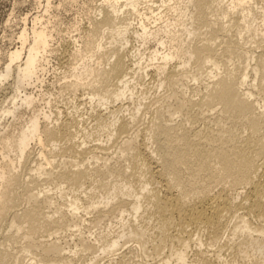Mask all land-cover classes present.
Here are the masks:
<instances>
[{"label":"bare ground","instance_id":"1","mask_svg":"<svg viewBox=\"0 0 264 264\" xmlns=\"http://www.w3.org/2000/svg\"><path fill=\"white\" fill-rule=\"evenodd\" d=\"M101 1L86 31L73 28L79 47L70 52L71 69L58 90V98L83 91L90 107L81 110L75 102L60 121L62 111L54 119L49 100V112L34 110L18 132L0 134V224L7 230L1 234L0 264H18L20 254H30L35 264H76V257L84 254L85 259L87 252L113 256L131 238L139 254L151 255L145 249L149 240L154 244L148 228L137 219L140 226L129 224L126 216L137 218L147 207L144 199L152 216L146 219H155L160 231L159 243H150L156 246L151 253L161 258L168 248L164 264H225L227 247H237L244 260L257 253L244 264H264V0H160V5H146V13L142 0ZM165 11L172 17L166 25L149 28L147 22L165 20ZM33 23L32 37L27 28L22 31L20 48L10 52L0 73L1 83L14 78V94L1 101L0 117L18 118L22 108L37 104L25 89L45 71L55 36L48 26L37 27L38 17ZM151 40L169 50L144 58ZM133 41L141 45L136 48ZM144 77L166 94L156 95L155 105L162 107L163 101L165 106L152 112L140 130L134 128L145 103H135L134 92ZM124 101L137 104L130 119L115 114ZM89 121L106 133L107 143L121 138L120 145L113 144L114 162V154L107 153L113 146H103L102 137L92 144ZM135 183L141 185L137 192ZM90 192L109 193L105 201H95ZM19 203L25 205L18 208ZM82 212L94 214L90 226L100 228L112 218L122 230L115 236L110 228V239L103 229L107 237L102 231L94 241L95 232H85L89 225L79 217ZM71 230L81 231L79 236L72 231L74 251L62 243L65 237L60 240ZM40 234L51 240H40ZM19 240L24 242L17 255L11 249ZM193 244L196 258L189 262ZM128 261L123 256L118 264Z\"/></svg>","mask_w":264,"mask_h":264},{"label":"rangeland","instance_id":"2","mask_svg":"<svg viewBox=\"0 0 264 264\" xmlns=\"http://www.w3.org/2000/svg\"><path fill=\"white\" fill-rule=\"evenodd\" d=\"M75 2H77V3H75ZM75 2H71L69 0H51L50 1V5H47L48 4L47 3V0H0V73L5 69L6 65L8 64V56H9L10 52L15 51L17 48H20L21 41L19 40V38H20V35H21L22 31L25 28H27L28 29V35H29V37L30 38L32 37V34L31 33H32V27L34 26V23L33 22H34V19L35 18L38 17L39 22L41 23V24L38 23L37 27L48 26L49 29L52 32L54 31L53 33H54V36H55L53 38L54 41L51 43V47L53 46L51 48L52 49L51 52H53V50H55V51H54V53H51V54L48 53L47 56H46L47 59L43 62L44 67H45V71L39 73L40 78H39V81L38 82H35L33 84V86H28V87H26L27 89H25V93L26 94L32 95L35 99H37V102H36L37 104H35V107L34 108H32V107L29 108L30 110L27 109V108L26 109L22 108L21 111H19V113L21 112L22 115L19 114V117L18 118L17 117L16 118H11V117H7V116L2 115L0 117V126L2 125L0 127V134H2V132H5V131L6 132H9V133H13V131H15L14 133L18 132L19 129L22 126H24L26 124V122H28L29 117L31 118V115L34 112V110L35 111H37V110L40 111V110L44 109L46 112L47 111L49 112L50 110L46 106V103L49 100H53L52 101L53 106L51 108H52L53 112L56 111L55 114H54L55 116L53 117L54 119H56V116L58 117V115H56L57 114V110L62 111V114L63 115H61L59 117L60 121H65L67 119V116H65L67 114H65V113H67V110H69L71 107H73L72 105H74L76 103H77V105L79 106V108L81 110L87 109L88 107H90V103H89L90 97L86 93H83V91H81V92L79 91L78 94H76V96H74V95L66 92L65 95L62 98H58V93H59L58 90L60 89L61 85L64 82L63 78H64V76L71 69V67H70L71 66V63L70 62L71 61H69L71 59L70 56L73 54V52H75L73 50H76L79 47L78 46L79 44L74 43L75 40L77 38H79V34H78V31L77 30L79 29L80 31L83 32V31H86L88 29V27L91 26V21L90 20H92V18L94 19V15H95V11H96L97 7H99V5L102 4V1L101 0H76ZM153 2H155L157 5H160V0H142L143 5L141 6V12L142 13H144V12L146 13L147 12L146 9H145L146 8V5H152ZM157 2H159V3H157ZM85 3H86V5H85ZM96 5H97V7H96ZM87 6H89V8ZM84 7H85V9H84ZM93 8H94V10H93ZM88 10H90V11H88ZM165 12H166V16L164 14V17H165V20L164 21L157 22V24H156L152 20L150 22H147L148 23V27L151 28V29H153V31H154L155 28L158 29L161 26H165L166 23H167V21H168L166 19H169V18L171 19L172 18L171 16H169V15H171L169 12H167V11H165ZM156 13H157V11H156ZM26 16H27V18H26ZM89 21H90V23H89ZM162 23H164L165 25L162 24ZM150 24H152V25H150ZM73 28H76V29L78 28V29L75 31ZM82 36H84V35H82ZM165 39H166V37H165ZM165 39H164V41H165ZM166 41L168 42V39H166ZM133 43H134V45H136V48L139 45H141L139 43V41H133ZM145 47H146V49H145ZM145 47H144L145 51H143L142 48H141V50L143 51L142 53L145 54V57L144 58H146V56L149 55L150 52L152 53L154 51H159V49H160V51H159L160 53H165L166 51L169 50V45H167L165 48L164 47H161V46H159L158 42L155 41V40L154 41L151 40V42H149L148 46H145ZM70 52H72V54ZM13 82H14V78H10L8 81H6V83H1L0 82V85H1L0 86V91H1L0 92V104L1 105H2L1 101H4V100H7L8 101L13 96L12 94H14V92L12 93V90L13 89H11V87H10L12 85V88H13V84H14ZM151 82L152 81L150 80L149 77H147V79H146V77H144V79H142V80L140 79V81L138 80L136 82V84H135V88H136L135 90L136 91L134 92L135 93V95H134L135 101L134 102L135 103H139V101H141V102H143V104L145 103L146 105L145 104L143 105V107L141 109V112L139 114V117L137 119V122L135 123V128L134 129H139L140 128V130H143V129H145L147 127V124L150 122L151 113L154 112V111H156V110H158V108L160 107V104H161V103H157L155 105V101L154 100L157 101L161 96L163 97V95L166 94L165 90H162V89L160 90L159 88H156V86H157L156 83L155 84H152ZM196 86H197L196 85V82H191L189 84V87L192 88V89L194 87L196 88ZM192 89H190V92L189 93H191V91H193ZM25 93L24 94H21V96L22 95L24 96ZM51 95H53V96H51ZM189 95H191V94H189ZM5 97H6V99H5ZM81 101H82V103H81ZM134 102L124 101V103H123L124 108L121 109L120 111L116 112L115 114L118 115V117L124 116L125 118L130 119L131 116H132V114L135 112V107H136L135 105H137V104H134ZM160 102H162L163 105L165 106V104H164L163 101H160ZM7 103L8 102L4 103V106L5 107L10 106L9 103L8 104ZM148 103H150V104H148ZM87 104H89V105H87ZM163 105H161V106L163 107ZM45 107H46V109H45ZM162 107H160V108H162ZM63 112H65V113H63ZM83 112L84 111H82V113ZM20 116H21L22 120L20 119ZM178 121H179V119L177 120V122ZM146 122H147V124H146ZM87 129L88 130H93L91 132L93 134L92 140L93 141L95 140L92 143L93 145H95V144L97 145V143H99V142H96V141L98 139H100V137H102V141H104L103 144H102L103 146H108L107 148H110L111 146H113V144L116 145L115 141L117 139H115L113 143L112 142H110V143L109 142L108 143L106 142V140H107L106 133L105 132H101L100 126H98L96 128V124L94 122L89 121L87 123ZM116 138H118V137H116ZM117 141H118V144L120 145L121 138H120V140L118 139ZM119 141H120V143H119ZM115 145L113 146L114 148H115ZM113 147H111L109 149L110 150L109 151L110 153L107 152L111 156H112V153L114 154L112 157L110 156L112 162H114V160H116L115 157H117L116 156V154H117L116 151H115L116 154L114 153V150H116L117 147L115 149ZM33 150L36 151L37 148H34L33 147ZM112 179L109 180V181L111 182V181H114L115 180V179H113V180ZM134 186H133L134 187L133 188L134 191L135 192L139 191L140 186H141L140 183H135ZM108 193L109 192H103V193H97L99 195H96V194L90 192L88 194V196H90L91 198H94L95 201H97V199H99V200L105 199L107 197ZM111 193L116 194V192H113V191H111L109 194H111ZM56 194H57V192L55 191V192H52L50 195H52L51 197L54 198V196H56ZM81 196L84 199V196L83 195H81ZM70 200H71V198H68L67 199V201H70ZM144 200H146V199H144ZM144 200H143V203H144L143 205H145V206L148 207L149 205H147L144 202ZM103 201H105V200H103ZM20 203H22V202H20ZM20 203H19L18 208L19 207L22 208L25 205L23 203V206H20V205H22ZM147 207H144L145 209H143L142 211L144 212L146 209L149 208V207L148 208ZM66 210H67V208L65 206H63V211H66ZM142 211H141V213H139V216H137V218H135L133 216H129V214H126L127 221H128V219L134 221V223L132 221H129L128 222L131 225L132 224L133 225H136L140 221L143 222V223H141V226L146 225V227L148 228L147 229L148 230L147 232H149V236L152 235L150 238L151 239L153 238V242L156 245V242L159 243L158 241H160V238H159L160 237V235H159L160 234V231H159V226H158L159 224H158L157 221L154 222L155 219H153V220L148 219L149 217L152 218L151 214L150 215H147L148 213H151L150 212L151 211L150 209H149V211L147 210L148 212L145 211L147 213H145V212L142 213ZM240 213H242V212H240ZM81 214L82 215H79V217H81V219H84L85 221L87 220V222L85 224L87 226L89 225V228L87 226H84L85 228L87 227L86 229L88 231L87 230L85 231V228H83L84 230H81V231H82V233L84 231L85 232H88L89 235L91 234V232H95V233H92V235H91L92 240H94V239L99 240V237L102 236L103 233L106 235L108 232L110 234L108 233L107 236H109L110 239H111V236H110L111 235V230H110V228L113 231L112 234L113 235L115 234V236H117L119 234V230H120V232L122 230L121 229L122 228V225L118 224L116 222L117 220L116 221H113L114 219H112V218L111 219H112L113 222L111 223L110 222V220H111L110 217H109L110 220H108L109 223L106 222L107 224H105V222H104L105 220L103 221L104 223L102 222L104 225L107 226V228L104 227L102 225V223L100 224V228H99V226H96V227H93V225L90 226V221L93 220L94 214H93V216H92V214H89L90 217L87 214H86L87 215L86 216L83 212ZM140 214H142V215H140ZM147 216H149V217L146 219ZM90 218H92V219H90ZM88 219H90V221ZM88 221H89V224H88ZM114 222H116V223H114ZM3 224H0L1 226H3V227H0V231H1V233H0V240H1V237L2 236L3 237L5 236V235H3L4 231H5L4 234H6V232H7V230L4 229V227L6 228V224L5 225H3ZM109 224H111V226ZM233 224H234V221H233ZM136 226H140V225L138 224ZM2 229H4V230H2ZM103 229H106V231L108 229V232L106 233L105 230H103ZM72 231L73 230H71V233H70V231L69 232H65V236H64V233H62L63 236L61 234L60 238L61 237H63V238L65 237V238L64 239L61 238L60 240L61 241H62V239L65 240V242L62 241L63 244H67V243L69 244L70 243V247L69 248L72 251H74L73 250L74 249V243L73 242H74L76 236L78 235V233H80L81 231L78 232V231L74 230L73 232H74V234H76V236L74 234H72ZM76 232H78V233H76ZM85 232L83 234H85V236H87V233H85ZM101 232H102V234L100 235ZM1 234H2V236H1ZM93 234L96 235V236H98V237H96V236L93 237ZM104 234H103L102 237L103 238L104 237H107ZM71 235L72 236L73 235L75 236V237L73 236L74 239H72L73 237ZM158 235H159V237H158ZM40 236H41V234H40ZM68 236H70L69 238H71V239L66 238ZM155 236H157L156 237V238H158L157 240H156V238L154 239ZM41 237H40V240H43V241L45 239L48 241V239H49V237L47 238V235H45V236L43 235L42 239H41ZM43 238H45V239H43ZM58 238H59V236H58ZM50 240L51 239H49V241ZM127 240H124V241H127ZM131 240L129 239V241H128L129 243L128 242L127 243L123 242V245L124 244H126V245H124V247H122L119 251H117L116 253H114L115 257H113L114 255L113 256H111V255H106V256L105 255L104 256L103 255H100L101 258H99L100 256H97L98 254H93V252H92V255H91V254H89L91 252H87L89 254V256H90V259H89V256H88L87 253L85 254V255H87L85 257V259L82 258L84 256V254H82V256L79 255L80 257L79 256L76 257V262L75 263L76 264H82V263L87 264V260H88V264H89L91 262V260L97 258L96 264H109V262L111 260H113V259L115 261L114 262L111 261L110 264H116V263L118 264L119 260L121 258H123V256H124V257H126V261L129 260L128 263L130 262V264L131 263H134V264H162L163 263L164 264V262H161V261H164L165 256H167L169 254V249L168 248L165 250L166 252L164 251L165 252V255H164V252H163V255H161L162 256L161 258L156 257V255L155 256L153 255L154 254V251H155L154 249H155L156 246L155 247L150 246L151 244L152 245H154V244L152 243V240H149V241H151V242H148L149 243V246H148V244L146 245L147 247L145 246V249L147 248L148 251H146V250L145 251H146V253L149 252L152 256L151 255H148L147 256V255L139 254L141 252V250L139 248L140 247L139 244L138 243H135L136 241L133 240L132 238H131ZM19 241L17 242L19 244H17V243H16L17 245L15 244L17 247L15 245H14L15 247L13 246V248L11 249L12 251H13V249H14V251H16L15 249H18L19 247H20L19 250L21 249V247H22L21 244L23 245V242L24 241L23 242H22V240L20 242ZM66 241H67V243H66ZM133 241H135V242H133ZM4 246H5V243L2 246V249L3 248L6 249V246L7 245L5 247ZM151 247L154 248V249H152ZM233 247H235V246H233ZM8 248H9V245H8L7 249ZM128 248H130V251H131L132 254L130 253V251H129ZM131 248H133V250L135 252ZM150 248H151V250H149ZM195 248H196V246H195V244H193L192 247H191V250H189V253H188V255H189L188 256L189 257V262L194 261L195 258H196L194 256V254H193V252H194L193 250H195ZM216 249H219L218 246H217ZM216 249H213V250H216ZM226 249H224V251H222V258L224 259L225 264H244L246 262H249L250 263L251 261L255 260L258 257V255H257L256 252H255L256 253V255H255L254 252L251 253L249 251L250 252L249 253V258L247 260H244L241 257V255L238 253V250H236L237 247L234 248L235 250L233 248L230 249V250H233V251H230L228 249V247ZM136 250H139L140 252L139 251H136ZM249 250H251V249H249ZM14 251H13V253H16V254L19 253L18 251H16V252H14ZM151 251H153L152 252L153 254L151 253ZM19 254H17V255H19ZM121 254H123V255L120 256ZM20 255H21V258H19V259H21V260L18 261V264L19 263L20 264H32V263H34L33 261H30L32 258L27 257L28 255L30 256V254H28V255L27 254L26 255L24 254L25 256L23 254H20ZM142 255L144 256V259H143V256ZM91 256H93V257H91ZM116 256H118V257H116ZM130 256H132V257H130ZM255 256H257V257H255ZM147 257H149V258H147ZM151 257H153V258H151ZM155 257H156V259H155ZM98 258L100 260H98ZM157 258H158V260H157ZM240 258H242L243 260H241ZM133 259L134 260L136 259L135 262H134ZM89 260H90V262H89Z\"/></svg>","mask_w":264,"mask_h":264}]
</instances>
